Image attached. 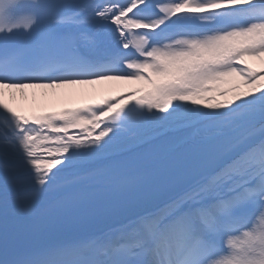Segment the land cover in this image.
Returning a JSON list of instances; mask_svg holds the SVG:
<instances>
[{
  "label": "snow or ice",
  "instance_id": "6c2138e0",
  "mask_svg": "<svg viewBox=\"0 0 264 264\" xmlns=\"http://www.w3.org/2000/svg\"><path fill=\"white\" fill-rule=\"evenodd\" d=\"M103 81L137 86L48 109ZM73 168L57 211L102 229L31 242L9 186ZM0 264H264V0H0Z\"/></svg>",
  "mask_w": 264,
  "mask_h": 264
},
{
  "label": "bare ground",
  "instance_id": "6f19581e",
  "mask_svg": "<svg viewBox=\"0 0 264 264\" xmlns=\"http://www.w3.org/2000/svg\"><path fill=\"white\" fill-rule=\"evenodd\" d=\"M120 82L124 81H103L97 84H87V85H74V86H68L63 89H59L56 91L57 98L54 100V102L48 104V109H56L60 108L65 105L69 104H78L80 102H93L92 97H97V95H100L104 93L105 91H114L115 89L122 88V84ZM121 86V87H120ZM29 93V97L31 98V94L35 92L37 96L42 94L44 91H47L49 95H52V90H41L36 89L27 90ZM25 106L27 112H31V104L30 99L29 101H24L21 99H17V107ZM126 138H121L117 140V142H121L120 140H124ZM77 169H66L65 171L59 173L53 183V185L50 186V190L41 198H39V202L42 203L43 200L51 195L53 192H64L66 189L61 188L60 186L65 184L66 181L70 180L72 176L75 174ZM15 194L17 196L15 197ZM7 198L10 202L11 207L16 206L13 209H10V211H16V210H27L28 206L24 200H20L21 193L17 189L13 188L12 185L9 186V190L7 192ZM32 208H30L31 210ZM29 210V211H30Z\"/></svg>",
  "mask_w": 264,
  "mask_h": 264
},
{
  "label": "rangeland",
  "instance_id": "374dc122",
  "mask_svg": "<svg viewBox=\"0 0 264 264\" xmlns=\"http://www.w3.org/2000/svg\"><path fill=\"white\" fill-rule=\"evenodd\" d=\"M123 85H124V88H126V91H128V90H130L131 88H133V87H136L137 85H135V84H131V83H123ZM126 86V87H125ZM109 92V91H108ZM108 96H110L109 94H107L106 95V97H108ZM112 96H117V94H115V95H112Z\"/></svg>",
  "mask_w": 264,
  "mask_h": 264
}]
</instances>
